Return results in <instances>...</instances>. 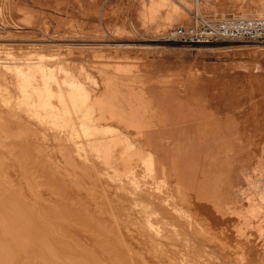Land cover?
<instances>
[{"label": "rangeland", "instance_id": "1", "mask_svg": "<svg viewBox=\"0 0 264 264\" xmlns=\"http://www.w3.org/2000/svg\"><path fill=\"white\" fill-rule=\"evenodd\" d=\"M221 1L224 3L220 0H1L0 62L11 64L16 58H30L35 53L30 59L58 69L59 83L65 91L70 89L71 81H81L98 98L114 87L129 94L128 100L143 107L147 116L146 126L140 131L148 133L152 146L168 159L176 155L189 160L188 168L199 181L201 195L192 196L193 201L192 197L189 199L186 208L192 216L218 235L230 254L228 260L234 262L240 257L248 264H264L261 242L264 240V41L218 38L194 43L175 33L181 26L190 27L201 21L216 24L234 18L232 12L242 2ZM247 1L246 9H253L256 2ZM230 9L233 10L228 12ZM116 123L108 124L119 131ZM120 130L137 139L134 129ZM136 144L144 146L146 139L141 138ZM228 217L232 221L225 223ZM235 222L239 225L235 226ZM77 231L79 243L88 245L92 251L98 250L96 242L89 239L94 240L93 237ZM127 238L123 241L125 248L142 250V245ZM173 241L177 244L174 236ZM172 249V262L179 264V246ZM146 255L144 259L149 256L147 259L151 260L145 259L147 264H163ZM250 257L262 258L259 262L251 261Z\"/></svg>", "mask_w": 264, "mask_h": 264}, {"label": "bare ground", "instance_id": "2", "mask_svg": "<svg viewBox=\"0 0 264 264\" xmlns=\"http://www.w3.org/2000/svg\"><path fill=\"white\" fill-rule=\"evenodd\" d=\"M235 1L242 4L237 11L228 10H233L232 17H264V0L251 2L253 9H246L247 0ZM19 58H12L11 64L0 62V264H113L114 259V264H147L146 254L173 264L175 245L179 264H248L240 257L228 260L218 235L186 208L190 197L201 196L189 160L176 155L168 159L152 146L148 133L140 131L147 116L143 107L128 100L129 94L114 87L98 98L81 81H71L65 91L58 69ZM110 121L117 122L119 131L110 128ZM120 128L134 129L137 139ZM141 138L146 139L144 146L136 144ZM229 218L225 223L232 221ZM68 230L93 237L89 239L98 250L83 246L80 235ZM127 237L145 252L125 248Z\"/></svg>", "mask_w": 264, "mask_h": 264}, {"label": "built area", "instance_id": "3", "mask_svg": "<svg viewBox=\"0 0 264 264\" xmlns=\"http://www.w3.org/2000/svg\"><path fill=\"white\" fill-rule=\"evenodd\" d=\"M178 37L194 43L209 42L218 38H238L264 41V17L226 18L211 24L206 21L176 29Z\"/></svg>", "mask_w": 264, "mask_h": 264}]
</instances>
